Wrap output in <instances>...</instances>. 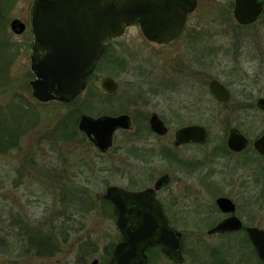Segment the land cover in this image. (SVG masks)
<instances>
[{
	"label": "rangeland",
	"instance_id": "rangeland-1",
	"mask_svg": "<svg viewBox=\"0 0 264 264\" xmlns=\"http://www.w3.org/2000/svg\"><path fill=\"white\" fill-rule=\"evenodd\" d=\"M30 2L0 0V125L4 122L18 143L11 150L3 143L6 139L0 137V237L6 242L0 245V264H91L93 258L102 264L106 248L111 249L120 240L116 218L102 202L106 187L143 188L164 173L171 175L172 182L161 195L169 194L173 200L181 194L187 198L178 199L184 203L183 218L174 220L184 236V264L193 262L191 251L198 252L199 242L220 245L222 238L207 237L204 225L218 216L215 192H223L226 185L222 190L207 179L204 184L200 175L186 174L168 164L161 149L169 146V134L158 138L143 132L135 137L133 132L116 131L111 147L100 153L77 129V141L63 147L67 156H72V163L66 165L46 143L33 142L26 132V103L30 102L32 117L37 119L39 130L44 128L43 134L56 122L67 121H63L67 108L56 101L39 103L32 97L31 37L28 32L14 34L10 30L13 18L29 17ZM172 59L189 63L190 75L187 78L175 73L176 88L170 90L167 81ZM197 68L201 70L200 79L194 75ZM92 74L77 97L78 120L81 114L97 117L127 113L135 130L141 124L140 112L155 111L170 130L190 123L205 126L211 139L207 147L217 144L228 125L239 124L248 133L257 134L264 130V114L233 110V106L237 98L264 94V13L254 23L240 25L233 16V0H197L179 39L166 45L151 43L136 24L131 25L113 39ZM103 76L113 77L118 84L110 96L100 88ZM211 78L229 86L233 99L227 104L218 103L210 94L207 84ZM186 104H190L188 109ZM13 119L20 125L12 127ZM137 146L151 147L152 153L135 157L133 148ZM26 155L35 164L20 182L17 175L12 177L10 168L16 157L21 160ZM59 174L72 179L52 180ZM239 194L233 197L238 213L247 224L264 227L261 182L253 183L251 196ZM10 214L21 216L19 223L21 218L28 221L31 238L37 241L40 231L45 235L40 238L45 246L52 244L54 250L24 242L21 228L8 220ZM152 254L148 264H174L165 257L155 259Z\"/></svg>",
	"mask_w": 264,
	"mask_h": 264
},
{
	"label": "water",
	"instance_id": "water-1",
	"mask_svg": "<svg viewBox=\"0 0 264 264\" xmlns=\"http://www.w3.org/2000/svg\"><path fill=\"white\" fill-rule=\"evenodd\" d=\"M196 5L197 0H32V96L41 102H69L85 90L107 41L121 36L125 28L136 24L147 41L167 44L183 31L187 16ZM263 13L264 0H234L233 16L240 25L254 23ZM10 28L19 34L25 25L15 18ZM99 84L106 93H113L118 86L111 76H103ZM209 90L222 101L229 95L216 80L209 82ZM257 106L264 110V98L258 100ZM150 125L159 134L167 130L157 115L151 117ZM128 127L126 114L99 117L82 114L78 121L79 131L101 152L111 146L115 129ZM175 136L177 143H203L207 132L200 125H189L178 129ZM227 144L231 149L240 150L246 142L241 134L231 129ZM255 147L264 154V135L255 142ZM166 178V175L161 177L155 188ZM154 193V188L142 191H130L117 185L106 188L103 197L117 208L116 225L123 234V239L114 247L110 264H146L147 256L143 252L157 241L175 260L181 261V233L168 227ZM216 203L225 213L235 209L226 197L217 198ZM240 225V221L231 216L209 232L232 230ZM249 233L264 258V230L250 228Z\"/></svg>",
	"mask_w": 264,
	"mask_h": 264
},
{
	"label": "flooded vegetation",
	"instance_id": "flooded-vegetation-1",
	"mask_svg": "<svg viewBox=\"0 0 264 264\" xmlns=\"http://www.w3.org/2000/svg\"><path fill=\"white\" fill-rule=\"evenodd\" d=\"M31 4H32V0L30 2V13H29L28 18L27 17H24L23 19L16 18V19H19L25 25L24 31L19 34L28 32L31 37V41L29 44V50H30V46L33 40L32 26H31ZM233 6H234V0H233ZM186 23H187V19H186ZM186 23H185V26H186ZM185 26L183 28V31L179 34V36L169 43H172L175 40L179 39L181 36H183ZM14 34H17V33H14ZM162 45H166V44H162ZM30 54H31V50H30ZM29 60H30V56H29ZM199 67L201 68V66ZM200 68H197L194 71V75L198 74L196 76L197 79H200L201 77V75H199V71H201ZM177 72L181 74V77L184 76L188 78V76L190 75V64L182 60H178L176 62L174 59H172L171 76H169L168 81H167V85L170 90H173L174 88H176V84H177L176 77L178 76H176L175 73ZM211 80H216L218 83H220L221 85L225 87V89L228 91V94H229L226 100L224 101L219 100L212 95V93L209 90V82ZM209 82L207 84L208 90L210 94L212 95V97L218 103L227 104L230 100L233 99L230 96V88L227 84L222 83L215 78H211ZM117 89H118V86H117ZM117 89L113 93H106L104 90L103 91L105 92L106 95L110 96L114 94L117 91ZM31 94H32V90H31ZM77 97L73 98L69 102L51 100V101L62 103L63 106L67 108V113L65 114L64 119H63V121L65 119H67V121H64L63 123L61 121L56 122L52 127L49 128V130H46L47 132H45L44 134H43L44 128H41L39 130L37 127V124H38L37 119H34L32 117L34 114H33V108L30 107V102L26 103L27 105L26 108L29 107L31 109L28 108L27 110H25L27 112L26 117L28 120L22 118L25 122L27 120L26 132L29 133V135L31 134V136L34 139L33 142L36 143V145H41V143H46L49 149L53 150L54 153L59 154V157L61 158V162H63L64 165H66L68 162L72 163V156H67L66 149L65 151H63L64 150L63 147H66L65 144H69V143L73 144L74 142L77 141V137H78L77 129H78L79 120L77 121L76 119L77 118V107H78L76 105ZM260 98H264V94L258 95V96H252V97L250 96V97L237 98L235 99V105L233 106L234 107L233 110H239V111H242V110L251 111L252 110L254 112L264 114V110L257 106V102ZM33 99H35L39 103H47V102H41L34 97ZM189 107H190V104L185 105L186 109H188ZM29 110H32V112L29 113ZM121 114H126L128 116L129 127L127 129L117 128L115 129L114 133L116 131H123V132L129 131V132H133L132 134L133 136L139 137V136H142L143 132H147L149 134H153L157 136L158 138L164 137L167 134H169V139H168L169 146H166L165 148L161 149V152L166 153V159H167L168 164H170L173 167L183 170L186 174L193 173V174L200 175L199 177L203 178L204 184H207L206 183V179H207V182H209L211 186L214 185L216 187L222 188V190H223L222 186L226 185V188L223 190V192H219V193L215 192V194L217 195L214 198V207H215L216 212L218 213V216L214 217L215 218L214 220H212L211 222L205 223L204 225L207 227L205 230V234L207 235V237L217 236L219 238H222V242L218 246H211L213 244L207 241L199 242L200 247H199L198 252L191 251V257L193 259L191 260L193 261L191 264H264V258L260 256V253L258 252V249L256 245L254 244V241L252 240L250 233H249L250 228H257V229L264 230V227H261L258 225L247 224V222L243 219V217L238 213V205L233 200V197H235L234 194L240 193L239 195L241 196L243 195L245 198H247L248 196H251L250 193L253 188L254 182H261L262 192L264 196V154L260 153L258 149L255 147V142L258 141L264 135V130L257 134H250L247 132L244 126H241L239 124L228 125L225 127V130L223 131L221 138L217 140V144H215L214 146L207 147L208 145L207 143H209L211 140L210 134L207 128L201 124L190 123V124H186L178 128H175L174 130H170L166 122L157 112L150 111L147 114H144L142 112L139 113L141 124L139 125V128L132 130L133 129L132 120L129 114L120 113L117 115H110V116H118ZM153 115H157V117L161 121H163L164 125L166 126L167 130L164 134H159L151 128L150 119ZM16 118L18 119L19 117H16ZM14 119H13L12 127L16 125L19 126L20 124H17L16 120ZM189 125H200L205 128L207 132V137L203 143L196 142V141H185V142L177 143L176 136H175L176 131L182 127L189 126ZM231 129H235L236 133L241 134L242 137L245 139L246 144L240 150L231 149L227 144V139H228L229 132ZM81 133L100 153L107 152L108 149L111 147L110 146L105 152H101L94 145V143L85 135V133L83 132ZM17 145L18 143L16 142V143H13L8 148L13 150ZM152 149L153 148L151 147L144 148L142 146L140 147L137 146L133 148V155L135 157H141L144 154H151ZM15 159L16 161L15 162L13 161V164L10 168L11 174H12V177L14 175H17L16 179L22 182L25 176L29 174L30 169L34 167L33 164H35V162L32 161L33 158H30L28 155H26V157L24 156V159L20 158L21 160H18L17 157ZM255 165H256V168H255ZM164 175L167 176L166 180L163 181L158 188H155L154 185L156 184V182ZM68 179L71 180L72 177H69V178L67 176L62 177L61 174H59V176L57 177L55 176L52 178V180L56 182H59L62 180L67 181ZM171 182H172L171 175L168 173H164V174L159 175L154 180L152 185H149L143 188L130 189L127 187L120 186L130 191H142L148 188H154L155 190L154 197L161 206V211L164 217L166 218L168 227L181 233V250H180V255L182 257L181 261L175 260L170 254V252L165 250L164 246L160 242L157 241L147 246L143 252L147 256L146 264H148L149 259L153 255L152 252L154 253V256L156 257L155 259H158L160 257H165L167 258V260H169L170 262L174 264H184L186 261V257H185L186 250L183 244V241H184L183 232L178 228V225L174 220H176V218H179V219L183 218L180 216L182 215L183 210H184L183 208L184 203H183V200L181 202V201H178V199H187V198H186V195L185 197H182L183 194L175 197L177 198V200L176 199L173 200V198H171L169 194H167L168 196H162L161 192H163L164 190L168 191L169 189L167 188H170ZM227 190H229V192ZM193 196H195V194ZM219 197H226L230 199L235 206L234 211L229 212V213L223 212L217 206V203H216V199ZM102 198L105 199L103 195H102ZM177 206H179V208ZM115 209H116V217H117V208L115 207ZM178 211L181 214H178V213L176 214V212ZM206 215L207 214H205V216ZM231 216H235L240 221L241 223L240 227L232 229V230H226L223 232L222 231L221 232H209L220 221L227 219L228 217H231ZM20 217L21 216L14 218V216L10 214L8 217L9 218L8 220L15 225L18 224V228H21L22 237L24 239V242H27L30 246L33 245L31 243L36 242L38 245L37 248H41V249L48 248L53 251L54 246L52 244L51 246L48 245L46 247L45 243L43 242V239H40L41 237L43 238L45 237V235L41 234L40 231H38L37 241L31 238L32 236L29 233L30 226H29L28 221H25L23 218H21L22 221L21 223H19L18 220ZM115 222H116V219H115ZM118 230L120 232V240L118 242H120L123 239V234L119 228ZM2 239L3 238L0 237V245L4 246L2 244H6V242L3 241ZM117 243H115L111 249L109 247L106 248V257L103 260L102 264H110L113 258V255H114V247ZM94 261L96 262L94 263ZM91 264H98V259L93 258L91 261Z\"/></svg>",
	"mask_w": 264,
	"mask_h": 264
},
{
	"label": "trees",
	"instance_id": "trees-1",
	"mask_svg": "<svg viewBox=\"0 0 264 264\" xmlns=\"http://www.w3.org/2000/svg\"><path fill=\"white\" fill-rule=\"evenodd\" d=\"M112 41L113 40H110V41H108L107 43H106V46H105V49H104V51L102 52V54H101V56H100V58H99V60H98V63H99V61L102 59V57H103V55H105V53H106V50H107V48H109V46H110V44L112 43ZM97 63V64H98ZM93 75V74H92ZM91 75V76H92ZM91 76H89V79L91 78ZM89 79H88V81H89ZM79 106V105H78ZM80 108H78L77 107V120H78V115H79V113H80ZM3 124H4V122H3ZM0 125V137L2 136L4 139H6V141L5 142H3V143H7V147H10L13 143H16V138H15V136L13 137L12 136V132H10L9 130H8V128H7V126L5 125ZM8 141H10V142H8ZM103 205H106V206H108V208L111 210V216L112 217H116V209H115V207H114V205L110 202V201H108V200H105V199H103Z\"/></svg>",
	"mask_w": 264,
	"mask_h": 264
}]
</instances>
